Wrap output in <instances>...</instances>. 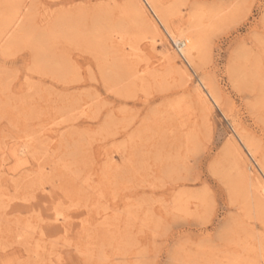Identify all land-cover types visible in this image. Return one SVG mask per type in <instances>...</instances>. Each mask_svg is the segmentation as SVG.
<instances>
[{
    "label": "rangeland",
    "instance_id": "rangeland-1",
    "mask_svg": "<svg viewBox=\"0 0 264 264\" xmlns=\"http://www.w3.org/2000/svg\"><path fill=\"white\" fill-rule=\"evenodd\" d=\"M147 1L0 0V264H264V0Z\"/></svg>",
    "mask_w": 264,
    "mask_h": 264
},
{
    "label": "bare ground",
    "instance_id": "bare-ground-1",
    "mask_svg": "<svg viewBox=\"0 0 264 264\" xmlns=\"http://www.w3.org/2000/svg\"><path fill=\"white\" fill-rule=\"evenodd\" d=\"M146 1V3H148V1L147 0H145ZM158 1V0H157ZM156 1V2H157ZM154 2V1H153ZM155 5H156V3H154V7H155ZM157 6V5H156ZM119 8H121V6H119ZM122 9H123V7H122ZM168 9V8H167ZM202 10V9H201ZM202 12V11H201ZM154 13H156L157 14V11H154ZM153 13V14H154ZM198 14H199V11H198ZM207 14H210L209 12L207 13ZM159 15V14H158ZM51 16V15H50ZM195 16H198L197 14L195 15ZM204 16V15H203ZM201 17V16H200ZM159 18H160V23H161V25L162 26H164V28L166 29V30H168L170 33H171V31H170V29H169V26H168V23L166 22V20L161 16V15H159ZM195 18V17H194ZM203 18V17H202ZM196 19V18H195ZM200 19V18H199ZM202 20V19H201ZM200 21V20H199ZM189 24V23H188ZM208 26V25H207ZM187 30L183 33V34H181V36L180 37H177V36H173L174 37V40H175V42L177 43H179L180 45H181V47H180V51H182V53L186 56V57H188V55H189V53H190V51L194 48V46L196 45L195 44V40H193V38H192V35H191V33L188 31V28H186ZM180 33H181V31H180ZM172 35H173V33H172ZM7 38V37H6ZM134 40V39H133ZM129 41V40H128ZM199 43V42H198ZM133 46V45H132ZM125 47V46H124ZM197 49V48H196ZM189 58L190 59H192L190 56H189ZM189 59V60H190ZM193 61V60H192ZM191 63H193V62H191ZM195 64V63H194ZM193 64V65H194ZM176 69V68H175ZM233 82H234V80H233ZM237 83V82H236ZM214 86V85H213ZM212 86H209L208 84H206V83H204V88L207 90L208 89V91H207V94H208V96L212 99V101L213 102H216V105H217V102H218V100H217V97H216V95H215V93H214V91L212 90L213 88H211ZM202 90V89H201ZM202 94H203V92H202ZM204 95H205V93H204ZM178 97V96H177ZM219 105V104H218ZM219 107V106H218ZM165 108V107H164ZM176 117V116H175ZM163 122H164V120H163ZM170 134V133H169ZM171 135V134H170ZM173 135H175V134H173ZM243 135V134H242ZM182 140V139H181ZM233 140V139H232ZM182 142V141H181ZM247 142V141H246ZM250 142V141H249ZM193 144H195V143H193ZM246 144V143H245ZM250 144H252V143H250ZM250 144H246V147L250 150V148L248 147ZM236 146V145H235ZM26 147V146H25ZM31 147V146H30ZM184 147V146H183ZM251 147H253L254 148V146H251ZM175 148V147H174ZM179 148V147H178ZM252 149V148H251ZM258 150V149H257ZM176 151V150H175ZM180 151V150H179ZM191 151V150H190ZM250 152H251V150H250ZM250 155H251V153H249ZM240 155V154H239ZM244 156V155H243ZM176 157V156H175ZM179 158H181V157H179ZM172 160V159H171ZM181 160V159H180ZM243 163V162H242ZM184 164V163H183ZM181 165V164H180ZM238 165V164H237ZM261 165H263V164H261ZM260 165V166H261ZM263 167V166H262ZM264 168V167H263ZM173 169V168H172ZM246 180V179H245ZM262 184V187H261V189H262V192H263V194H264V181L261 183ZM25 200V199H24ZM60 201V200H59ZM24 202V201H23ZM54 220V219H53ZM143 224H145V223H143ZM246 231V230H245ZM263 234V233H262ZM155 237V236H154ZM240 237V236H239ZM263 240V239H262ZM244 242H246V241H244ZM255 247V246H254ZM249 249V248H248ZM251 249V248H250ZM254 253V252H253ZM95 257V256H94ZM232 257V256H231ZM242 260V259H241ZM253 261V260H252ZM234 262V261H233ZM240 262V261H239ZM29 263V262H28ZM237 263V262H236Z\"/></svg>",
    "mask_w": 264,
    "mask_h": 264
}]
</instances>
